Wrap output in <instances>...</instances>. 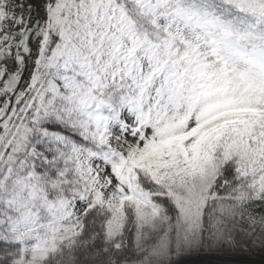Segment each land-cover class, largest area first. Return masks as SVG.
<instances>
[{
    "label": "snow or ice",
    "instance_id": "6c2138e0",
    "mask_svg": "<svg viewBox=\"0 0 264 264\" xmlns=\"http://www.w3.org/2000/svg\"><path fill=\"white\" fill-rule=\"evenodd\" d=\"M264 264V0H0V264Z\"/></svg>",
    "mask_w": 264,
    "mask_h": 264
},
{
    "label": "rangeland",
    "instance_id": "374dc122",
    "mask_svg": "<svg viewBox=\"0 0 264 264\" xmlns=\"http://www.w3.org/2000/svg\"><path fill=\"white\" fill-rule=\"evenodd\" d=\"M211 258L208 257H193L189 260L188 264H207V262L210 260ZM244 259H250L253 261V264H260L261 261V256L259 254H257L255 257L252 258H244Z\"/></svg>",
    "mask_w": 264,
    "mask_h": 264
},
{
    "label": "trees",
    "instance_id": "16d2710c",
    "mask_svg": "<svg viewBox=\"0 0 264 264\" xmlns=\"http://www.w3.org/2000/svg\"><path fill=\"white\" fill-rule=\"evenodd\" d=\"M197 264H200V263H197Z\"/></svg>",
    "mask_w": 264,
    "mask_h": 264
}]
</instances>
